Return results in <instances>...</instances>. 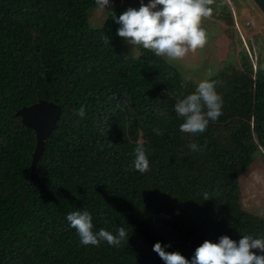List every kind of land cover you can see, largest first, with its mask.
I'll list each match as a JSON object with an SVG mask.
<instances>
[{"label":"trees","instance_id":"1","mask_svg":"<svg viewBox=\"0 0 264 264\" xmlns=\"http://www.w3.org/2000/svg\"><path fill=\"white\" fill-rule=\"evenodd\" d=\"M218 1L211 15L233 26ZM96 8L0 0V264H164L156 242L191 259L204 240L264 238V218L243 208L238 182L256 156L264 161V50L254 51L255 69L244 48L228 55L211 77L222 115L203 133H183L174 105L197 84L150 50L126 54L110 15L124 10L91 28ZM39 101L58 105L60 117L32 172L35 133L16 111ZM139 144L143 174L133 168ZM85 210L94 233L123 227L128 240L80 244L66 216Z\"/></svg>","mask_w":264,"mask_h":264},{"label":"clouds","instance_id":"2","mask_svg":"<svg viewBox=\"0 0 264 264\" xmlns=\"http://www.w3.org/2000/svg\"><path fill=\"white\" fill-rule=\"evenodd\" d=\"M215 0H149L147 4L141 0L140 7H129L118 18L110 13L114 22L119 25L116 35L133 46L150 50L157 57H165L169 61L181 60L189 52L203 48L207 41L205 29L201 26L203 18L212 14L211 5ZM99 10L110 7V0H94ZM219 6V5H218ZM109 46L110 37H101ZM256 65L253 64L255 69ZM214 73L209 70L204 79L200 80L194 92L179 99L174 105V111L183 119L179 129L183 133L198 134L206 131L209 121H215L222 115L223 99L216 91L217 81L211 79ZM76 115L84 117L85 107L81 105L75 110ZM154 131H156L154 129ZM159 134V133H157ZM189 148L198 151L196 143H190ZM133 168L143 174L149 170V160L142 144L134 149ZM204 200L208 193H204ZM69 226L76 230L80 244L84 246H99L106 241L109 246L119 247L127 239L126 229L120 227L116 235L101 228L93 232L91 214L85 211H73L67 214ZM160 242L152 246L164 264H264V238L241 236L235 241L228 236H221L218 242L204 240L194 250L191 259L185 258L179 252L165 251Z\"/></svg>","mask_w":264,"mask_h":264},{"label":"rangeland","instance_id":"3","mask_svg":"<svg viewBox=\"0 0 264 264\" xmlns=\"http://www.w3.org/2000/svg\"><path fill=\"white\" fill-rule=\"evenodd\" d=\"M148 2L149 0H143L144 4ZM224 2H221L219 6L214 5V7L221 10L223 7L227 8L222 11L223 18L228 15V10L231 8L233 26H225V20H219L213 15L203 18L201 26L207 34L204 47L195 52L189 51L181 60L169 61L164 57L166 61L178 69L184 79L191 83L197 84L204 79L209 70L214 74L217 73L232 51L238 52L244 48L249 54L252 64H255L256 54L254 55V51L256 52L258 48L264 50V16L257 6L251 0H225ZM140 3L141 0H110V7H107L106 10L96 8L92 11L88 24L91 28H99L103 25L110 11L115 9L125 11L129 7L138 9ZM228 31L232 37L228 35ZM254 38L257 39L258 44L253 42L252 39ZM126 46L128 48L127 51L125 50L126 54L138 55L137 46L132 47L127 43ZM238 182L243 208L264 218V161L260 156L255 157L253 163L240 176Z\"/></svg>","mask_w":264,"mask_h":264},{"label":"water","instance_id":"4","mask_svg":"<svg viewBox=\"0 0 264 264\" xmlns=\"http://www.w3.org/2000/svg\"><path fill=\"white\" fill-rule=\"evenodd\" d=\"M264 16V0H251ZM21 122L35 133L36 145L32 154L31 170L34 171L43 153L45 140L56 128L60 117V107L52 102L39 101L31 106L16 111Z\"/></svg>","mask_w":264,"mask_h":264},{"label":"crops","instance_id":"5","mask_svg":"<svg viewBox=\"0 0 264 264\" xmlns=\"http://www.w3.org/2000/svg\"><path fill=\"white\" fill-rule=\"evenodd\" d=\"M234 10V9H233ZM235 12V11H234ZM235 15H236V13H235ZM244 16V15H243Z\"/></svg>","mask_w":264,"mask_h":264}]
</instances>
